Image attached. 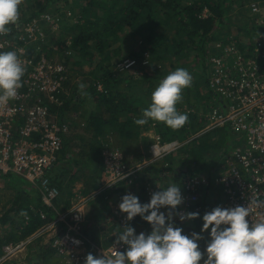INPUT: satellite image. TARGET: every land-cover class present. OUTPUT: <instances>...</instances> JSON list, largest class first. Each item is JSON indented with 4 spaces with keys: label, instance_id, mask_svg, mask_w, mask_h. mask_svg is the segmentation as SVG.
Segmentation results:
<instances>
[{
    "label": "trees",
    "instance_id": "trees-1",
    "mask_svg": "<svg viewBox=\"0 0 264 264\" xmlns=\"http://www.w3.org/2000/svg\"><path fill=\"white\" fill-rule=\"evenodd\" d=\"M28 1L33 3L38 10L33 12L30 17L25 18L26 20L44 12L51 13L48 8V3L51 0ZM69 1L73 5L76 23L70 24L67 22V17L59 12V30L54 34V36L56 35L55 44L58 51L53 50V47L47 51L62 54L64 66H67L70 59L74 60L76 67L89 66L87 73L88 87L86 89H88V104L91 105V109L88 107V114L80 113V108L85 102V96L82 94L83 91L79 92L81 88L76 83L73 84L72 72L66 69L68 80L64 85V90L67 89L68 94L66 96L63 93L60 94L58 98L61 106H50V112L56 114L59 121L64 123L67 117L66 114L69 113H79L80 118L84 119V121L81 120V130L89 136L83 137V135H80L77 137H79L83 150L78 159L84 157L85 161H73V163H82L88 167V173H90L88 193L84 194L98 191L104 184L101 154L107 138L115 137L119 144L136 149L135 159L141 162L143 156L137 147L143 143L142 140H146L142 137V133L147 134L146 129L152 124L156 128L165 127L168 131L172 130L175 131L174 133L179 132L180 134H183L186 128L194 131L197 129L201 122H196L194 116L188 113H186L188 121L178 129L154 121L138 126L134 124V120L141 118L142 109L149 106L151 94L159 82L177 68L191 70V72H195L194 75L197 74L196 78L193 77L194 81L192 79L191 87L183 90L182 100L177 103V108L181 107L182 104H187L192 98L196 103L204 98H214L208 86L206 88V81H200V75L205 71H201V64L208 55L206 47L211 42L222 38L223 44L236 43L237 46V41L242 39L243 42H248L246 46H250L246 49L245 45H241L245 49L242 54L249 51V55L245 56V59H255V62L264 68V57L257 56L254 43L256 38L264 41V18L261 23L257 24L259 17L249 16L246 14L248 8L247 10L243 8L245 3L249 4L252 0L249 2L248 0H63L64 3ZM232 5H236L239 10L236 18L241 16L240 18H231ZM204 8L208 10L210 15L206 19H201L200 14ZM249 23V29L245 30ZM169 26H171L172 32L168 31ZM246 32L247 36L241 35V33ZM128 38H135L136 45H129ZM50 44V42H46L44 48L47 49ZM115 44H117V47L113 48ZM125 47L127 50H124ZM8 51H13V49L0 50V52ZM66 51L72 52L66 54ZM146 54L148 59L144 57ZM96 57H98V62L93 66ZM189 57L195 63L190 68L187 62ZM145 59L150 67L157 66V64L164 67L162 65L164 63L166 68L164 67L163 72H159V69L155 67L156 69H152V72H157L158 76H151L145 68L146 65H142ZM125 60L134 61L135 65L130 69L119 71L116 68L118 62L121 63ZM202 68H204L203 65ZM132 69H134V73H132ZM137 69L142 70L141 74L137 75L139 73ZM98 85H100L101 90L97 89ZM202 86L205 87L203 92L201 90ZM68 128V134L62 135V146L57 155L55 166L71 162L67 156L70 152L71 142L75 137H73V133H70L69 124ZM155 134L160 135L162 133ZM122 145L121 147H124ZM187 154L189 160L186 162L197 164L199 158L194 148L187 151ZM179 163L180 161L175 163L173 156H168L161 162L147 165L140 171V174L145 181L160 179L166 173L179 178V176H185L191 171L190 167L176 170L174 167ZM165 164L167 168L164 166ZM61 176L63 178L67 175L64 172V175ZM62 178L54 177L52 183L57 186L59 191L63 192V195L66 194L69 197L68 184L65 183L66 179ZM179 182L177 185L180 187ZM123 185L121 190L125 189ZM17 192L11 207L4 217L2 216L3 222L10 220L13 231L3 237L0 241V247L3 244L18 242L29 237L43 224L36 214L30 212V205L45 211L48 219L54 216L49 208L41 205L37 194L33 192L25 193L22 190ZM108 193L102 192L91 202L93 212L89 213L88 222L86 221L82 225V232L85 234L89 232V229L91 231L97 230L96 226L101 224L99 222L101 216L103 218L107 215L110 216L106 213H109L108 202L105 199ZM112 193L116 192H111L110 195ZM142 193V196L138 194L137 197L141 204H146L150 201V198L146 197L144 191ZM54 206L59 207L57 199L54 201ZM68 206V204H64V210H67ZM22 212L29 215L27 224L23 222L24 215L21 214ZM10 213L15 217V222L9 217ZM194 224L196 225V222ZM128 226L134 228L135 232H138L136 228L139 226H146L151 229V226L142 220L140 216H136L129 221ZM174 226L181 228L184 235L192 233L201 235L198 227L194 230V226L191 225L188 229H185L179 221L174 223ZM116 230L115 226H111L99 241V236H96L97 233L93 234L97 238L88 234L92 243L87 244L88 254H92L93 248L91 245H101L105 248L113 244L116 239L115 235L118 233ZM103 238L107 239L103 240ZM209 241V238H202L200 248L202 253ZM35 254L42 258L43 264L48 263L47 260L52 257V251L49 247H45L41 253L36 251Z\"/></svg>",
    "mask_w": 264,
    "mask_h": 264
},
{
    "label": "built area",
    "instance_id": "built-area-1",
    "mask_svg": "<svg viewBox=\"0 0 264 264\" xmlns=\"http://www.w3.org/2000/svg\"><path fill=\"white\" fill-rule=\"evenodd\" d=\"M248 8L252 14L259 13L256 2H251ZM208 16V10L204 8L200 18L206 19ZM51 18L48 14H39L19 35L12 26L7 35H0V50L12 48L26 69L16 98L0 106V178L12 175L24 180L34 188L41 205L54 213L53 218L48 219L45 211L30 205V212L36 214L43 224L29 237L4 244L0 264L9 262L39 239L47 240L49 248L60 259L58 264H84L90 240L82 234V225L86 222L89 203L102 192H109L105 196L108 204H111L107 223L115 226L119 232L129 221H126V214L121 213L118 206L124 195L137 196L136 179L140 171L148 164L180 151L193 139L160 142V135L156 134L149 145V158L133 166L126 164L119 150H105L102 154L103 186L90 194L78 191L70 207L59 211L54 206L59 189L52 183L50 175L62 146V135L69 128L66 122H60L57 115L50 112L49 106H61L58 96L66 94V67L44 55L27 56L23 47L43 40L45 36L37 23L42 20L51 22ZM254 43L257 56L263 58L264 42L256 38ZM212 50L219 54L208 59L211 71L207 86L217 104L205 115L207 126L201 133L227 128L233 135L231 144L234 149L226 159L220 176L215 175L210 179L203 173L196 175L193 172L180 181L183 203L175 210L171 222L174 225L179 221L185 229L191 226V220L180 221L179 214L197 212L202 215L218 206H247L249 198H264V68L255 59H245L249 51L242 54L234 43H216ZM229 58L233 66L229 64ZM134 65V61L125 60L118 63L116 68L123 71ZM142 65H147V60ZM122 185L125 186L124 190H121ZM212 186L222 188L224 200L221 204L209 196ZM157 191L160 189L152 188L149 184L144 186L148 198ZM111 192H116L114 194L118 198L114 204L110 201ZM260 211L264 210L254 209L249 221L264 218ZM28 221L29 215H24V224ZM112 250L113 244L105 248L93 245L92 255H110ZM117 250L122 252L125 246L119 245Z\"/></svg>",
    "mask_w": 264,
    "mask_h": 264
},
{
    "label": "clouds",
    "instance_id": "clouds-1",
    "mask_svg": "<svg viewBox=\"0 0 264 264\" xmlns=\"http://www.w3.org/2000/svg\"><path fill=\"white\" fill-rule=\"evenodd\" d=\"M22 3L23 0H0V35H7L10 26L18 22ZM25 71L15 51L0 52V106L16 98ZM191 85L192 76L186 69L177 68L168 73L154 89L149 106L142 109L141 118L134 120V124L143 126L154 121L173 129L183 127L188 115L179 112L176 105L182 100L183 90ZM182 203L177 184L153 193L146 204H141L135 195H124L118 207L126 214V221L140 216L151 226V232L136 235L135 229L126 224L115 235L110 255L94 257L89 253L84 264H200L202 260L203 264H264V218L255 222L248 219L254 209L264 210V198H249L247 206H218L206 212L201 233L210 229V241L203 253L198 245L202 235H184L182 229L171 222ZM161 208H167L168 214L161 212ZM260 215L264 217V211H260ZM198 217L197 212L179 214L180 221ZM119 245L125 246V250L118 251Z\"/></svg>",
    "mask_w": 264,
    "mask_h": 264
},
{
    "label": "rangeland",
    "instance_id": "rangeland-1",
    "mask_svg": "<svg viewBox=\"0 0 264 264\" xmlns=\"http://www.w3.org/2000/svg\"><path fill=\"white\" fill-rule=\"evenodd\" d=\"M250 0H248L249 2ZM251 2H256L258 3V9H259V13L256 14H252L250 9L248 8V5ZM249 4L245 3L243 5V8L247 10L248 8V12H246V14H248L249 16H257L259 17L257 19V24L261 23L262 19L264 18V2H262V0H252L250 1ZM48 8L50 9V12H44L42 14H48L50 15L51 18V22H47L42 20L38 21L37 25L38 27L41 29L40 31L43 33V35L45 36L43 38V40L37 41V42H33L30 43L28 45L23 46L24 47V51L26 53L27 56H38V55H44L45 57H47L48 59L55 61L57 63H63L64 62V58L63 56L61 57L62 54L60 53H50L47 50L50 49L51 47H53V50L56 49V44H55V36L54 34H56L59 30V24L58 21L59 20V12L63 13L70 24H74L76 23L75 21V13L73 10V5L72 3L69 1L67 3H64L63 0L59 1V0H51L48 3ZM233 9V11L230 13L231 14V18L232 19H238L236 18L237 12L239 11L236 7V5H232L231 7ZM38 8H36L34 6L33 3H29L28 0H23V3L20 5L19 8V20L15 25H12V29L15 30V33L17 35H19L20 33L23 32L24 28L29 27V25L31 24V21L36 18L37 16H39V14L35 17H31L29 19H25L30 17V15L37 11ZM261 13V14H260ZM41 15V14H40ZM208 15H210V13L208 12ZM251 22V21H250ZM250 23L246 26V29H249ZM168 31L172 32L171 26L168 27ZM241 35L243 36H247V32L246 33H241ZM47 36V38H46ZM129 39V45L131 46H135L136 45V41L135 38H128ZM46 42H50L51 44L48 46V48H44ZM223 43L222 42V38L217 40V41H213L211 42L206 48H207V54L206 55V59L204 61H202L201 64V71L205 70L201 75H200V81L204 82L206 81V88H207V83L210 77V71H211V65L208 64V59L210 58V56H214V55H218V52L212 51V46H214L216 43ZM264 42V41H263ZM246 44H248V42H243L242 39L237 41V48L238 50L242 53V51H244L245 49L243 47H241V45H245V48L247 49V47L250 46H246ZM236 45V43H235ZM117 44H115L113 46V48H116ZM30 50H32V52H30ZM124 50H127V48L125 47ZM55 51H58L57 49ZM72 51H66V54L71 53ZM221 55L223 56V53H221ZM144 57H147L148 59V55L146 54ZM191 57V56H190ZM187 58V62L189 63L188 65L189 68L191 67V65L195 64L193 62L192 58ZM146 60V59H145ZM144 60V61H145ZM98 62V57H96L94 59L93 62V66L96 65ZM229 64L231 66H233L232 64V59L229 58ZM119 63V62H118ZM64 65V64H63ZM162 65L165 67L166 64L162 63ZM202 65L204 66V68H202ZM67 70H70L72 72V76L74 78L73 80V84L76 83L78 85V87H80L81 85H83V89H80L79 92L83 91V95L85 96V102L83 104V106L80 108V113L83 114H88V107L89 109H91V105L88 104V89H86L88 87V71H89V66L87 65H83L81 67H76L74 65V60L70 59L67 63V66H65ZM158 68L159 72H163V70L166 68L161 67L160 65L157 64V66H151L149 65V63H147L146 65V69L149 75L151 76H158V74L153 73L152 69L154 68ZM155 68V69H156ZM132 73H134V69L131 70ZM137 71L139 73H137V75L141 74V71L139 69H137ZM191 76L192 79L193 77L196 78L197 74L194 75L195 72H191V70H187ZM72 78V79H73ZM194 81V79H193ZM203 87V86H202ZM204 88H201L202 92L204 91ZM98 90H101L100 85L97 86ZM86 92V94H85ZM68 94V91L66 89V94L65 96ZM82 96V97H84ZM188 101V100H187ZM216 101L214 98H204L202 101H200L199 103H196L193 98L190 99V101L187 104H182L181 107H178L177 110L181 113H188L194 116L195 121L196 122H201V124L198 125L197 129L191 130L189 128H186V130L184 131L183 134H180L179 132L174 133L175 131L172 130H167L165 127H155L153 126V124L149 127H147L146 129V133H142V137L145 138L146 140H142L143 143L139 144V146L137 147V149L140 151L141 155L143 156V160H146L144 158H149L148 157V153H149V144L152 143L153 138H155V133H159L161 132V140L160 142H168L171 141L173 139H176L178 141L182 140V136H188L187 139H193L190 140L188 146L184 149L182 148L180 151L171 154L174 155L173 156V160L175 161V163H178L180 161L179 164L175 165V169L176 170H181L184 167H187L191 169V171L189 173H187L185 176L190 175L191 173L194 172V174L196 175H201L202 173L207 175L210 179H213L215 177V175L220 176L223 172L222 167L225 165V161L228 158L229 154H231L232 150L234 149L233 144H231V135L229 133V131H227V128H223V129H212V130H208L205 133H201V131L205 128V125L207 126V122L205 121V115L207 116L209 114V112L211 111V109L216 107ZM192 105V106H191ZM50 106H54V105H50ZM49 106V109H50ZM66 119L65 122L69 124L70 126V133H73V137L74 140L71 142V148H70V152L68 154V158L71 160L70 163H64L63 165H57L54 167L50 178H62L61 175L65 174L67 175L66 177H63L62 179H66L65 183H67L66 185L68 186L69 189V197L65 195H63V192L59 191V197L57 198L59 207L57 208L59 209H65L64 208V204H68L69 206L71 205L73 198H74V194L77 193L78 191L80 193H88V179L90 176V173H88V167L84 166V164L79 163L77 164V162H74V160H78L80 162H84L85 158H79L80 153L83 151L82 150V144L79 140L80 135H83V137H88L89 135H87L83 130H81V120L84 121V119L80 118L79 113H69L66 114ZM201 119V120H200ZM162 130V131H160ZM191 130V131H190ZM84 132V133H83ZM68 134V133H67ZM70 134V135H71ZM169 134V135H167ZM167 135V136H166ZM122 144H119L117 142V138L115 137H109L107 138V142L104 144L103 147V151L102 154L105 150L107 149H117L119 150L122 155L124 156V160L126 162V164H128V166H133L136 165L138 162L135 158V152L137 151L136 149H132L130 147L124 146L121 147ZM197 152L198 155V162L197 164H193L191 162H186L187 160H189L187 151H190L191 149H193ZM101 154V155H102ZM147 154V157H146ZM169 156V155H168ZM166 156V157H168ZM102 157V156H101ZM166 157L158 160L155 163L161 162V160L165 159ZM182 161V163H181ZM185 161V162H184ZM152 164V163H150ZM148 164V166L150 165ZM167 168V165H164ZM68 173V174H67ZM184 176V177H185ZM183 177L179 176L176 177H172L171 175H168L167 173L162 175V177L159 179H154L153 181L151 180H147L145 181V179L143 178V176H141V174H138L137 177V186H138V190H137V195L139 194L140 196L143 195V191H144V186L146 184H149L152 186V188H159L160 190H165L167 187H169L172 184H177L178 181L182 180ZM97 182V181H96ZM92 185V183L90 184V186ZM18 190H22L25 191V193H29V192H33L34 194H37L34 190V188L32 186H30L29 184H27L24 180L16 177V176H5L3 178H0V213H2V216L4 217L5 213L8 211V209L11 207L12 202L14 200V198L16 197V194L18 193ZM68 192V191H67ZM66 192V193H67ZM33 194V195H34ZM63 195V196H62ZM209 196L214 198V202H216L218 200V203L221 204L224 200V195H223V191L222 188L220 186L218 187H213L211 189H209ZM117 195L112 193V196H110V201L114 204L115 202H117L118 198H116ZM93 202V201H92ZM68 206V207H69ZM108 208H109V213L106 212L107 214L111 215V210H110V206L111 204H108ZM67 207V208H68ZM66 208V209H67ZM62 211V210H59ZM93 212V208L91 205V202L89 203V205L86 207V221L88 222V215L89 213ZM161 212H164L165 214L168 213V209H162ZM147 215V213H146ZM204 214L199 215L198 218L191 220V225L194 226V230H196V228L198 227L199 230L201 231L202 229V217ZM174 216V215H173ZM3 217L0 218V241H2L3 237L5 235H7L9 232L13 231L12 230V226H11V222L10 220H6L3 222ZM9 217L12 218V220L15 222L16 219L13 216L12 213L9 214ZM107 218V220H106ZM99 222H101V224H98L96 226L97 230H93L91 231L89 229V232H87L86 234L84 232H82V234L84 236H86L88 239V234L91 237H94L95 235H93L94 233H97L96 236H99L98 241L100 240V238L110 229V224L107 223L108 220L110 219V216L108 217V215L106 217H100L99 218ZM196 222V225L194 224ZM175 227V226H174ZM138 230L137 234L139 235L141 232H144L146 235L149 234L151 232V229H149L146 226L143 227H137L136 228ZM82 231H83V227H82ZM136 231V230H135ZM117 232V231H116ZM209 231H205L203 233H201L202 238H209ZM94 238H97V237ZM191 236V234H190ZM189 236V237H190ZM106 237V236H104ZM103 241V240H101ZM201 243H202V239L198 241V245L199 248H201ZM90 244H92L90 242ZM4 245V244H3ZM1 245V247L3 246ZM1 247H0V254H1ZM45 247H49L47 245V240L46 239H39L37 241H35L34 243H32L30 246H28L26 248V250L16 254L9 262L3 263V264H43V261L41 260L42 258L39 256H36V251H38L39 253L44 251ZM91 247L93 248V245H91ZM51 250V249H50ZM201 250V249H200ZM52 251V250H51ZM88 252V251H87ZM60 261V259L58 258V256L56 254L53 253L52 251V257H50L46 264H58ZM200 264H203V260L200 262Z\"/></svg>",
    "mask_w": 264,
    "mask_h": 264
},
{
    "label": "crops",
    "instance_id": "crops-1",
    "mask_svg": "<svg viewBox=\"0 0 264 264\" xmlns=\"http://www.w3.org/2000/svg\"><path fill=\"white\" fill-rule=\"evenodd\" d=\"M188 138V136L186 137V136H184V137H182V140H180V142L181 141H186V139ZM173 140H176V139H173ZM187 146H185L184 147V149L186 148ZM169 156H174V155H169ZM182 177H184V176H182ZM136 181H137V179H136ZM181 181V180H180ZM179 184L181 185V182H179ZM70 207V206H69ZM68 207V208H69ZM135 233H137V232H135ZM188 236H190V234H187ZM101 246V245H100ZM102 247V246H101Z\"/></svg>",
    "mask_w": 264,
    "mask_h": 264
}]
</instances>
